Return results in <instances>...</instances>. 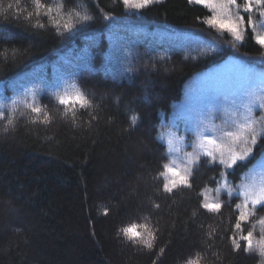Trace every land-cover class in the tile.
I'll list each match as a JSON object with an SVG mask.
<instances>
[{
  "label": "trees",
  "instance_id": "16d2710c",
  "mask_svg": "<svg viewBox=\"0 0 264 264\" xmlns=\"http://www.w3.org/2000/svg\"><path fill=\"white\" fill-rule=\"evenodd\" d=\"M40 3L0 0V264H261L240 240L258 217L241 222L243 232L234 227L239 196L223 195L219 212L201 206L223 165L202 158L192 187L172 193L160 175L162 113L189 80L232 56L264 70L252 29L237 41L191 0ZM77 90L90 108L59 103ZM263 153L264 136L231 181ZM133 226L137 239L155 233L151 249L122 231Z\"/></svg>",
  "mask_w": 264,
  "mask_h": 264
},
{
  "label": "rangeland",
  "instance_id": "374dc122",
  "mask_svg": "<svg viewBox=\"0 0 264 264\" xmlns=\"http://www.w3.org/2000/svg\"><path fill=\"white\" fill-rule=\"evenodd\" d=\"M159 1L162 0H153L152 3ZM191 1L194 2V0ZM140 2L141 0H130L127 5L130 9H139L134 5ZM213 2L219 3L220 0H204V2L197 4L207 6L212 10L213 16H216L218 11H213L211 7ZM237 2L241 3V0H237ZM232 11L235 14L236 9L233 8ZM260 11H264V7L256 4L255 0H253L251 13H244L241 5L239 14L245 17V21L240 23L243 40L248 27L252 29L251 25L248 24L249 17L256 25V33L264 35V28L261 27L264 24V17L259 15ZM215 27L220 31H226L221 30L218 24ZM262 77H264V70L232 56L224 63L201 72L189 80L185 86L183 99L174 104L170 115L167 116L162 113L159 138L167 147V165H171L174 161L175 167L183 174L189 154L195 151L198 158L191 165V178L201 159L208 157L199 147L202 138L212 139L220 146L215 149L216 163L220 159L221 149L227 158L229 147L243 149L246 146H251L252 152L247 157L246 160H248L264 136V84H262ZM249 101L252 103L250 104ZM252 121H255L253 127L257 136L255 145L234 143L233 137L229 136L228 133H240L250 141V137L242 131L241 126ZM169 140L172 141L171 144ZM213 147V145L205 144L206 149H213ZM239 162L242 161H237V164ZM223 167L224 172L218 186L207 188L204 191V202L222 204L223 195H228L229 197L239 196V204H241L244 186H248L250 191L255 192L264 184V153L237 184H234L228 176V172L235 165L232 168H226L224 165ZM170 176L171 173L166 172L163 177L165 179V177ZM229 192L231 195L228 194ZM248 208L252 209L253 205L249 203ZM259 208L261 205H255V214L248 216L247 221H245L249 222L252 218L258 217L253 224L252 242L254 248L260 238L264 237V225L258 223L259 219L264 218V214H260ZM261 258V264H264V256Z\"/></svg>",
  "mask_w": 264,
  "mask_h": 264
},
{
  "label": "snow or ice",
  "instance_id": "6c2138e0",
  "mask_svg": "<svg viewBox=\"0 0 264 264\" xmlns=\"http://www.w3.org/2000/svg\"><path fill=\"white\" fill-rule=\"evenodd\" d=\"M123 2L127 5L130 3V0H123ZM153 0H141L140 3L135 4L134 6L137 8H142L150 3H152ZM196 3L204 2V0H194ZM256 4L261 5V7H264V0H255ZM36 6L39 7H45V5L40 3V0H35ZM241 5L243 6V12L244 13H251L253 11V0H241V3H238L237 0H220L219 3L213 2L211 4V7L213 11H218V15L211 17L207 23L215 27L217 24L220 26L221 30H226L228 33H230L235 40L242 41L243 35L241 34L240 29V23L245 21V17L243 15H240V8ZM235 8L236 12L233 14L232 9ZM49 12L51 9H47ZM79 16V13H77ZM259 15L261 17H264V11H260ZM91 17L88 15H84L80 17L83 21H88ZM248 24L251 25L252 31L256 33V25L254 22H252L251 17L248 18ZM65 28H68L69 25L65 24ZM262 28H264V24L261 25ZM255 40L258 44L264 46V35H261L259 33H256ZM262 84H264V77H262ZM59 103L63 104L65 106L69 104H78L80 108H90L91 101L86 97L83 93L76 91L75 95L72 97H60ZM251 104L252 101H249ZM31 110L35 113H41V108L37 107L35 105H29ZM68 113L65 112V115ZM75 110L72 112L73 119H75ZM4 118V114L0 113V119ZM133 123L135 122V117L132 118ZM44 121L48 122L49 117L47 112L44 113ZM12 119L8 120V124H12ZM255 121L246 123L241 126V129L243 132L247 133V135L250 137V141L248 138L242 136L240 133H228L229 136L233 137V141L240 142L245 145H255L257 136H256V130L253 127V124ZM171 140H169V143L171 144ZM205 144L207 145H213V149H206ZM200 149L204 151V154L211 158L210 161H206V163H215L216 162V155H215V149L219 148L220 146L217 145L216 141L212 139L202 138L199 145ZM195 148V146H194ZM252 147L246 146L243 149H237L234 147L228 148L227 158H225L224 151L221 149L220 151V159L218 163L220 165H224L226 168H232L234 165L237 164V161H244L247 159V157L251 154ZM197 154L194 151L193 153H190L188 156V162L185 166L184 173L182 174L176 167L175 162L173 161L171 165H164V171L160 173L161 176H165V173H171L170 177H165V182L163 184V190L168 193H172L174 189L179 187H186L191 188L192 184L190 182V171H191V165L197 161ZM227 190V189H225ZM231 195V193H228ZM243 195V201L241 204H238L236 207L239 209V216L237 221L234 224V227L238 230L243 232L241 222H245L248 219V216L255 214V205L259 204L261 205L260 210L264 211V184H262L258 191H250L248 186H244V191L242 193ZM249 203L253 205L252 209L248 208ZM203 208L207 209L210 212H219L222 204L220 203H207L204 202L201 205ZM156 207H159V205H156ZM258 223L261 225H264V218H261L258 220ZM142 227L145 228V230H148V225L145 224ZM135 226L130 228L122 229V231L125 233V235H129V239H132L134 242H139L143 244L145 247L151 249L153 246L152 241L155 239V233L149 232L148 238H139L140 234L136 233L134 231ZM240 240L245 242V247L247 251H257L261 256H264V237H261L260 240L257 242L255 248L253 246L252 242V231H248L247 234H241ZM233 244L238 249L240 247V244L236 242L235 237H233ZM186 264H199V257L191 258L186 261Z\"/></svg>",
  "mask_w": 264,
  "mask_h": 264
}]
</instances>
